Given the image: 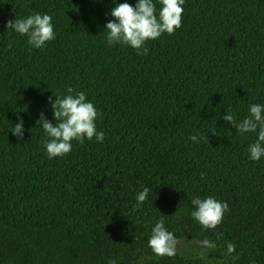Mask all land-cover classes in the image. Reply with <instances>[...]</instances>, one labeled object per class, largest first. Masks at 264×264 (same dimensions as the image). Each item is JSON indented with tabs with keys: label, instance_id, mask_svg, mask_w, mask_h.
Here are the masks:
<instances>
[{
	"label": "trees",
	"instance_id": "trees-1",
	"mask_svg": "<svg viewBox=\"0 0 264 264\" xmlns=\"http://www.w3.org/2000/svg\"><path fill=\"white\" fill-rule=\"evenodd\" d=\"M120 3L137 0H0V264H213L156 257L160 214L177 239L215 242L217 264H264V157L249 159L256 133L222 119L264 105V0H185L181 27L148 41L147 55L107 44ZM35 13L53 18L43 49L5 27ZM68 87L94 104L105 138L49 159L35 122L52 120L48 98ZM208 196L228 211L202 230L191 200Z\"/></svg>",
	"mask_w": 264,
	"mask_h": 264
},
{
	"label": "clouds",
	"instance_id": "clouds-1",
	"mask_svg": "<svg viewBox=\"0 0 264 264\" xmlns=\"http://www.w3.org/2000/svg\"><path fill=\"white\" fill-rule=\"evenodd\" d=\"M160 5L157 11L154 0H137L133 7L129 3L115 4L109 15L112 17L104 25L106 42L109 46L116 44L131 47L136 50L137 55H147L148 48L145 47L148 41L156 40L162 34L172 35L181 27L183 5L185 0H157ZM52 16L48 14L35 13L27 17L8 20L5 27L27 37V43L35 49H43L45 45L55 39L54 25ZM66 95L48 98L51 107L52 120L45 119L43 112L36 120V127H39L46 134L43 144L46 155L49 159L64 157L72 150V142L77 141L83 144L85 139L91 141L95 138L97 143H103L104 133L98 132L96 119L101 115L94 104L87 100L84 92H77L73 88L66 89ZM222 117L223 121L235 127L240 134L256 133L257 139L248 147L249 159L259 161L264 157V105L251 104L248 115L237 122L236 117L231 111ZM35 128V127H34ZM23 120H19L12 126L10 132L16 137L17 141H22L24 136ZM207 139V137H200ZM189 139L196 142L198 137L192 135ZM203 178V173H201ZM150 189L145 187L136 196V207L142 205ZM193 211L191 218L197 222L202 230H211L221 224L224 213L228 211L227 202L216 200L212 196L204 199L194 197L191 200ZM175 214V213H173ZM165 218L160 214L155 225L151 229L148 239V248L156 257H174L177 255V246L181 240L177 239L172 232L165 227ZM222 238V233L217 235V239ZM185 241L188 244L191 240ZM201 251L199 258L208 259L210 253L215 251L217 244L205 238L195 241ZM236 245L226 243L227 254L235 252ZM239 258V254L232 259ZM107 264H116V260L109 259Z\"/></svg>",
	"mask_w": 264,
	"mask_h": 264
},
{
	"label": "rangeland",
	"instance_id": "rangeland-1",
	"mask_svg": "<svg viewBox=\"0 0 264 264\" xmlns=\"http://www.w3.org/2000/svg\"><path fill=\"white\" fill-rule=\"evenodd\" d=\"M188 240V239H186ZM192 241V240H191ZM188 244L185 240H181V243L177 246V251L186 257H198L199 258V252L201 251L200 247L194 243ZM218 254L215 251L209 254L208 259H205L208 262H211L213 264L218 263Z\"/></svg>",
	"mask_w": 264,
	"mask_h": 264
}]
</instances>
